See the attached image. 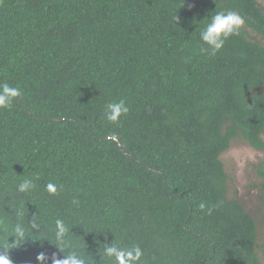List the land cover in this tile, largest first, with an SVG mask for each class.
I'll return each instance as SVG.
<instances>
[{
	"label": "trees",
	"instance_id": "1",
	"mask_svg": "<svg viewBox=\"0 0 264 264\" xmlns=\"http://www.w3.org/2000/svg\"><path fill=\"white\" fill-rule=\"evenodd\" d=\"M221 10L245 23L202 51ZM248 30L264 39L256 0H0V82L22 91L0 110V242L18 222L40 225L14 264L62 257L57 218L91 264H109L111 241L139 244L144 264H264L220 160L235 139L264 153V43ZM120 99L129 112L108 122ZM24 179L36 187L17 193Z\"/></svg>",
	"mask_w": 264,
	"mask_h": 264
},
{
	"label": "clouds",
	"instance_id": "2",
	"mask_svg": "<svg viewBox=\"0 0 264 264\" xmlns=\"http://www.w3.org/2000/svg\"><path fill=\"white\" fill-rule=\"evenodd\" d=\"M244 23V18L234 10H221L211 15L199 33L200 41L204 45H207V48H202V51L210 50L212 54H215L224 46L225 41L230 36L239 35ZM21 95L22 91L18 86H12L7 82H0V110L11 109L14 100ZM128 112L129 108L125 100L120 99L108 102L105 105L103 115L108 122L117 123L120 117L126 115ZM35 187L36 185L32 180L24 179L17 184L15 191L27 194L34 190ZM45 191L54 195L57 192V185L49 182L45 185ZM73 203L78 204V201L73 199ZM199 208L203 210L205 204L201 203ZM27 224L28 227L26 228L24 222L16 223L12 229V233L3 242H0V264H14L10 251L20 247L26 240H29L27 232L40 230V225L32 218ZM54 225L52 237L56 243L53 245L63 254L62 257L58 258L56 253H53L49 257L44 251H40L36 255V260L40 264H47L49 260L51 264H91L89 256L85 252L72 247L70 243H66V237L70 229L64 220L57 218L54 221ZM10 237L13 238L11 242H9ZM103 245V248L100 250L102 258L109 261V264H144L142 259L144 252L139 244L120 246L111 241L110 243H103Z\"/></svg>",
	"mask_w": 264,
	"mask_h": 264
},
{
	"label": "rangeland",
	"instance_id": "3",
	"mask_svg": "<svg viewBox=\"0 0 264 264\" xmlns=\"http://www.w3.org/2000/svg\"><path fill=\"white\" fill-rule=\"evenodd\" d=\"M264 6V0H256ZM250 36L264 43V39L248 30ZM264 91V86L262 87ZM264 140V136H263ZM228 176V197L239 201L256 222L260 239L264 241L263 210L260 198L264 194V153L241 139L231 141L229 148L220 156Z\"/></svg>",
	"mask_w": 264,
	"mask_h": 264
}]
</instances>
